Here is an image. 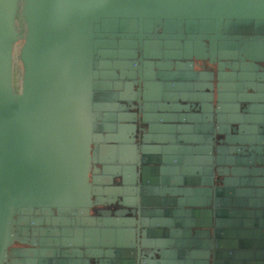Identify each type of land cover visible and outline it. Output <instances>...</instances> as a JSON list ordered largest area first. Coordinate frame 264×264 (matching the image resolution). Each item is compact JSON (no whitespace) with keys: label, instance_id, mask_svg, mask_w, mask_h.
I'll list each match as a JSON object with an SVG mask.
<instances>
[{"label":"water","instance_id":"obj_1","mask_svg":"<svg viewBox=\"0 0 264 264\" xmlns=\"http://www.w3.org/2000/svg\"><path fill=\"white\" fill-rule=\"evenodd\" d=\"M0 264H264V0H0Z\"/></svg>","mask_w":264,"mask_h":264}]
</instances>
